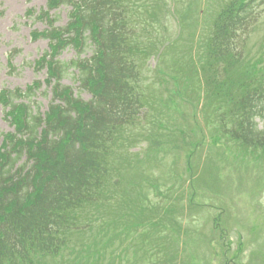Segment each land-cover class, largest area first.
<instances>
[{"label":"trees","instance_id":"1","mask_svg":"<svg viewBox=\"0 0 264 264\" xmlns=\"http://www.w3.org/2000/svg\"><path fill=\"white\" fill-rule=\"evenodd\" d=\"M240 1L215 24L210 45L217 58L235 52L232 43L245 31ZM61 4H72L74 14L63 34L68 39L50 35L52 45L79 51L96 46L95 67L89 60L58 62L52 74L62 78L80 68L81 85L94 100L82 102L56 86L55 96L66 107H58L45 125L39 113L35 116L25 107L20 137L0 154V264H34L37 257L56 255L66 233L78 225V210L93 207L96 212L94 207H101L109 175L101 147L108 148L118 128L134 122L138 111L132 81L139 59L123 21L126 1L50 0L52 7ZM214 85V96L232 104L231 118L223 120L224 132L242 152L264 149V130L255 122L264 120V81H251L246 74L231 84V94L223 83Z\"/></svg>","mask_w":264,"mask_h":264},{"label":"rangeland","instance_id":"2","mask_svg":"<svg viewBox=\"0 0 264 264\" xmlns=\"http://www.w3.org/2000/svg\"><path fill=\"white\" fill-rule=\"evenodd\" d=\"M177 1L179 2V0ZM204 1L207 2L208 0H196V4L193 5L198 3L200 5ZM211 1L215 3L218 0ZM171 2L172 0H169V3ZM46 6L47 0H0V91L4 88H21L24 90L34 81H43L45 79L46 72L44 71V73L37 76L33 70V63L47 50L48 42L44 39L32 41L31 32L44 31L48 28L47 23L36 17V14L26 16V12L30 9L40 11L45 9ZM180 10L185 19L195 24L204 23V27L209 28L211 22L207 18L211 16V10L208 5H206L205 13L202 16L204 20L198 13L185 7L181 6ZM66 14L67 10L64 9L59 14L55 26L62 27L67 24L68 18H66ZM52 15L55 16V12H52ZM169 23L172 24L173 29L175 25L170 17ZM146 36L149 35L146 34ZM195 37H198V35ZM251 45L254 51H252L253 57H255V54L256 56L258 54L264 55V19L260 23L257 33L254 34ZM197 48L198 44L194 46L190 44L185 49L186 55H191L193 50H197ZM178 49L179 47H175L174 51ZM73 56H75V53L72 50H66L60 58L69 61ZM170 57H172V53ZM8 60H12L14 66L11 71L7 68L6 63ZM156 63V59L151 60V70L154 69ZM165 64L166 60L159 63L161 67H164ZM262 65L264 66V62ZM166 70H169V67ZM155 72L149 74L151 76L149 82L156 83L162 79V76L157 75ZM186 77H188V81ZM165 79L166 77L164 76ZM69 80L64 83L71 85ZM194 80L191 73L183 75L184 86L182 84L179 88H185L187 82V86L192 88ZM166 85L170 86V80ZM170 87L173 88L172 86ZM188 95L191 94L189 93ZM82 98L88 101L90 96L84 94ZM37 100L42 102L45 107L49 101L48 98L44 99L43 97ZM177 101L181 103V100ZM193 110L195 112V108ZM197 113L200 117L208 116L206 110H197ZM204 120L207 121L208 117ZM149 128H153L150 123ZM9 131H11V127L4 120L0 110V134ZM208 134L211 135V131L210 133L208 131ZM189 135L193 136L194 133H187V136ZM146 141L147 143L143 144L147 147L150 141ZM145 149L143 148V151ZM135 150L138 151L139 148ZM238 156L241 164L239 163L238 171L234 174L233 181L228 182L226 180L227 184H229L228 186L209 187L212 191H217L218 194L224 196L222 199L212 202L207 200L206 206L209 209L204 206H202L203 209L187 208L186 192L176 191L174 193L167 204L168 220L172 225L174 222L178 224V228H175L178 232L173 230L171 233L175 238L173 241L169 239V242L172 241L170 245L174 248L167 245V252L153 257L151 254H144L136 247L135 252L130 251L128 255L129 263L126 261L123 264H134V260L136 264H264V164H262L260 157L256 153L249 155L240 153ZM196 159L197 156L192 160L193 163ZM200 161V159H197L195 165L201 172L199 182H197L199 187L196 191L197 193L201 191L200 188H206L201 183L212 182L213 177L216 178L217 173L215 165H209L205 170L201 168ZM179 165L184 167L185 170L184 156L179 159ZM204 171L205 175L208 176H204ZM212 174L213 177L209 176ZM143 191L148 193L146 189H143ZM237 194L239 196H236ZM175 198H182L185 204L179 205V203L174 202L173 199ZM226 206H228V209ZM130 210L131 212L121 214L119 216L120 220H118V216H115L112 220L109 217L108 224L102 226L100 230L95 227L93 231L75 233V235L71 236V241L64 249L63 256L58 258L57 262H51V264H74L66 261L68 258L77 260V264L94 260H99L98 264H117L114 262V257L118 255L119 251H123L126 245H129L128 242L120 240L119 232L122 228H126L129 232H134L137 228L140 237L145 233L147 236L142 238L140 242L142 243L149 237L155 239V236H158L157 233L169 224L162 225L155 220H148V217H144L140 215L139 211H135L134 206H131ZM208 210L211 211V214L207 212ZM116 212H119V206L114 209L113 213ZM111 217H113V214ZM84 221L91 220L84 219ZM91 223L95 226L94 222ZM239 232H242V234ZM167 234L170 235V233ZM159 240L162 243L164 238L159 237ZM145 244L146 242L141 247ZM143 248L148 250L152 247L148 245ZM227 258L229 262H226ZM88 264L91 263L88 262Z\"/></svg>","mask_w":264,"mask_h":264}]
</instances>
